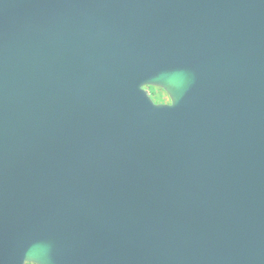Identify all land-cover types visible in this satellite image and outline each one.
Returning <instances> with one entry per match:
<instances>
[{
    "label": "water",
    "instance_id": "1",
    "mask_svg": "<svg viewBox=\"0 0 264 264\" xmlns=\"http://www.w3.org/2000/svg\"><path fill=\"white\" fill-rule=\"evenodd\" d=\"M0 264H264V0H0Z\"/></svg>",
    "mask_w": 264,
    "mask_h": 264
},
{
    "label": "rangeland",
    "instance_id": "2",
    "mask_svg": "<svg viewBox=\"0 0 264 264\" xmlns=\"http://www.w3.org/2000/svg\"><path fill=\"white\" fill-rule=\"evenodd\" d=\"M152 98L157 103H170V98L168 94L161 88L158 87H148Z\"/></svg>",
    "mask_w": 264,
    "mask_h": 264
}]
</instances>
